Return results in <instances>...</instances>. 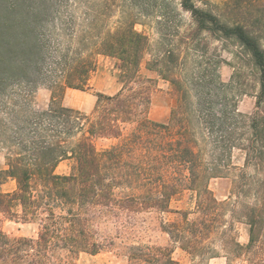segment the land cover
Returning <instances> with one entry per match:
<instances>
[{
    "label": "trees",
    "instance_id": "obj_1",
    "mask_svg": "<svg viewBox=\"0 0 264 264\" xmlns=\"http://www.w3.org/2000/svg\"><path fill=\"white\" fill-rule=\"evenodd\" d=\"M201 1L209 6L180 1L193 20L189 39L196 47L207 34L241 47L258 72L250 115L240 113L221 87V55L216 69L205 63L185 75L186 61L168 49L148 65L172 83L176 104L167 123L152 120V88L140 73L150 37L134 20L105 29L83 0H0V149L7 150L0 213L39 222L37 237L0 229V264H77L81 253L115 245L108 222L122 235L137 215L152 210L178 214L162 228L191 255L219 256L217 233L228 264L242 257L240 264H264V0ZM100 55L115 59L122 87L99 93L93 115L85 116L62 98L67 88L89 87ZM42 88L51 98L37 108L33 98ZM200 129L220 153L245 152L234 194L255 200L230 211L247 225L246 244L228 228L229 203L209 186L221 174L202 158ZM96 138L124 140L100 150ZM67 159L74 161L71 171L57 172ZM9 179L16 188L2 190ZM187 191L194 209L172 210V200ZM173 252L171 245L132 244L129 258L133 264H180Z\"/></svg>",
    "mask_w": 264,
    "mask_h": 264
},
{
    "label": "rangeland",
    "instance_id": "obj_2",
    "mask_svg": "<svg viewBox=\"0 0 264 264\" xmlns=\"http://www.w3.org/2000/svg\"><path fill=\"white\" fill-rule=\"evenodd\" d=\"M90 6L92 15H99L105 29H114L121 22L134 20L138 30L145 32L150 37V47L145 53L141 65V77L146 80L152 88V103L149 110V117L152 120L167 123L170 119L172 109L176 104L175 89L170 81L163 78L157 69L149 68L148 63L158 57L159 54L172 50L175 55L180 56L181 61H186L187 66L183 73L191 74L193 67L206 65L218 67L219 55L222 56L220 66L221 87L228 89L231 94V101L237 104L238 110L244 115H250L256 110V92L259 89L258 72L251 64H248L246 56L241 47L232 40H218L207 34L199 37L197 46H193L189 39V30L193 27L191 14L182 10L181 0H83ZM206 1L198 0L200 6H209ZM211 2H220L211 0ZM210 3V4H213ZM165 14V19H161ZM115 59L98 56V67L91 75L89 87L85 90L67 88L62 98L63 104L81 111L85 116H92L96 107L99 93L115 94L121 87L119 71L116 68ZM209 70H213L209 68ZM214 71V70H213ZM231 86H229V84ZM51 98V93L45 88L38 90L33 98L35 107L45 106ZM233 98V99H232ZM132 130L129 126L125 131L127 136ZM247 131V130H246ZM81 134L78 135V137ZM199 149L206 165L217 168L213 171L219 172V176L209 180V186L215 196L224 202H228L226 219L228 228L237 239L246 244L249 240V233L244 219L234 217L231 208L242 200L252 202L253 196L242 197L234 194L235 181L239 179L241 169L245 162V152L240 148H234L231 154L218 150L211 135L204 129L199 130ZM248 135H246L247 137ZM77 137V138H78ZM77 138L70 141L74 145ZM124 140L96 138L94 140L98 149L109 148ZM7 150L0 149V169L6 167ZM74 161L67 159L57 167L59 173H69ZM212 172V170H211ZM16 182L9 179L2 186L4 191H13ZM195 198L192 192H185L176 196L172 202V210L194 209ZM178 214L173 212H159L152 210L137 215L135 221L130 225V230L117 232V225L112 221L108 222V233L116 236L115 245L109 249L102 250L97 254L81 253L77 264H133L129 258L130 246L132 244H148L157 246H173V257L180 264H228L226 250L221 246L220 239L213 238L219 256L209 258L194 256L184 251L179 244L173 243L169 234L163 228V223H169L176 219ZM193 217V215L191 216ZM0 229L10 236L37 237L39 222L37 220L25 221L17 217H9L0 213ZM245 257L237 259L233 264H240Z\"/></svg>",
    "mask_w": 264,
    "mask_h": 264
}]
</instances>
